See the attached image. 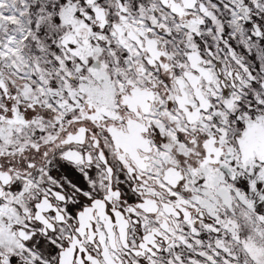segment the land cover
<instances>
[{"label":"snow or ice","instance_id":"1","mask_svg":"<svg viewBox=\"0 0 264 264\" xmlns=\"http://www.w3.org/2000/svg\"><path fill=\"white\" fill-rule=\"evenodd\" d=\"M0 264H264V0H0Z\"/></svg>","mask_w":264,"mask_h":264}]
</instances>
